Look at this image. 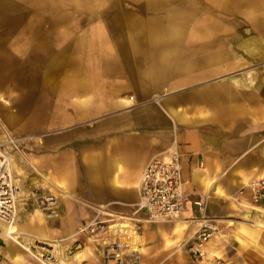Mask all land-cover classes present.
<instances>
[{"label": "crops", "instance_id": "obj_1", "mask_svg": "<svg viewBox=\"0 0 264 264\" xmlns=\"http://www.w3.org/2000/svg\"><path fill=\"white\" fill-rule=\"evenodd\" d=\"M53 1L0 0V83L27 84L35 123L29 153L15 158L23 197L14 230L58 239L70 264H88L83 249L69 256L62 241L80 239L100 208L132 214L145 165L177 153L185 206L156 228L161 244L184 250L201 222L196 198L207 196L206 217L218 221L264 176V0H91V17L77 11L71 23L67 10L37 6ZM38 194L55 196V215L43 213ZM152 223L132 225L131 237ZM4 240L11 264H34ZM131 240L129 264H141L144 249ZM156 250V264L193 262L189 253L172 259L176 248Z\"/></svg>", "mask_w": 264, "mask_h": 264}, {"label": "built area", "instance_id": "obj_2", "mask_svg": "<svg viewBox=\"0 0 264 264\" xmlns=\"http://www.w3.org/2000/svg\"><path fill=\"white\" fill-rule=\"evenodd\" d=\"M17 144L18 140L8 133L4 140H0V222L5 224L15 221L16 205L23 197L20 187L6 169L9 154H14V148L18 149ZM248 187L250 189L248 202L251 205L258 204L264 197V176L251 180ZM139 188L140 199L132 214H115L100 208L79 231L99 247L102 264H129L125 239L130 236L132 225L138 227L139 223L171 220L182 213L186 193L179 155L172 153L167 157L151 159L140 174ZM37 196H40L43 213L47 216L55 215L54 206L57 202L55 196L51 194ZM206 199L207 196L204 195L193 201L201 222L184 244L185 250L195 257L203 256L204 245L217 230V226L206 217ZM123 221L128 225L123 227ZM4 242V236L0 233V264L4 257L1 250ZM38 244L42 245L36 248L38 256H32L41 264H65L62 256L54 250L53 243ZM76 246L80 244L77 243ZM72 250V246L69 249L65 248V253L71 254Z\"/></svg>", "mask_w": 264, "mask_h": 264}, {"label": "rangeland", "instance_id": "obj_3", "mask_svg": "<svg viewBox=\"0 0 264 264\" xmlns=\"http://www.w3.org/2000/svg\"><path fill=\"white\" fill-rule=\"evenodd\" d=\"M104 1L105 0H101V5H104ZM186 1L191 5H195V3L198 4V6H204L205 3H207V5H210V0ZM41 5H47L49 10L53 12V15L57 14L56 12H59L60 10H67V18L71 23V21L75 22L77 20V11L81 12V15L83 13L85 17H91L93 3L91 0H63V3H60L59 0H56L52 3H37L38 7ZM105 5L108 4L105 3ZM61 6L63 7V9H61ZM227 15V22H229V24H231L232 22H235L236 24L241 22L239 25V31H244L246 33L251 32L246 31V28H248V26L244 22L242 23V16H238V20L235 14ZM230 26L231 25H229V27ZM232 31H234V33L236 32L235 29ZM6 78L7 77H5L4 79ZM16 85H19L20 88ZM29 118L30 116L29 100L27 97V84H13L9 81L1 82L0 124L2 123L4 133H8L9 136L18 140V149L26 154L29 153L30 144H32L31 142L33 140L32 136L34 132L31 128L35 125V123H33V126L30 124ZM13 152L14 154H16L17 150L14 148ZM26 172L27 168L23 166L22 172L19 175H16V178H23ZM233 201L235 203L232 205L233 210L226 216L219 218L220 220H214L213 223L217 226V230L211 237V239H209L208 242H206V244L204 245L203 256H194L193 262L181 259L179 263L176 264H264V227L254 226L249 221H245L242 218L249 217V214L246 211L243 213L244 209H251V207L245 206L251 205L248 200L233 199ZM261 202L262 199L256 205L261 207V209H264V205H262ZM162 222L163 221L153 222L151 225H147L144 228V236L138 238V240H135L133 237H131L132 235H130L132 244L136 246L141 245V247H143L144 249V253L141 257V264H156L158 262V254L156 249L159 244L160 247L169 249L171 248V250H174L176 248V252L174 253V255H172V259L176 255H180V257H182L188 254L186 250H177L179 245L172 243V241L168 242L167 240H165V242H162V244L158 241L159 231L157 230L156 225ZM214 236H216V239H213ZM189 237H187L185 240H187ZM4 243H2V245H4ZM62 243L68 249L71 248V246L73 247V252L68 255H72L83 249V254L81 257H86L84 263L102 264L96 254V248H98V246H96L95 243L92 242L91 239H89L86 235L82 234V236H80V239H77L75 243L71 239L64 240L62 241ZM77 243L80 244V246H76ZM57 252L59 255L63 254L62 251ZM215 252L216 255H220V258H216L213 256ZM27 259L34 264H41L40 261L32 255H28ZM2 260H6L8 263H10L5 257H3Z\"/></svg>", "mask_w": 264, "mask_h": 264}, {"label": "bare ground", "instance_id": "obj_4", "mask_svg": "<svg viewBox=\"0 0 264 264\" xmlns=\"http://www.w3.org/2000/svg\"><path fill=\"white\" fill-rule=\"evenodd\" d=\"M5 137H6V133H4V131L1 132L0 133V140H4ZM21 152L22 151L20 149H17V153L16 154H9L8 165H7V168H6V169H8V172L11 174L13 180L16 182L17 186H19V187H20V185L17 183V181L15 179V176H14V168L17 167V166L19 168L21 167V164L18 165V162H17L18 160L16 161V159H15V158H18L16 156L17 155H20ZM21 156H22V154H21ZM23 158H25V157H23ZM20 190H21V195H22L23 191H22L21 187H20ZM245 206L246 207H249L248 205H245ZM250 206H252V205H250ZM17 212H18V202H17V205H16L15 221L12 222V223H9V224H5V223H1L0 222V233L3 236L11 239L16 244H18L19 246H21L24 249V251L27 252L29 255L38 256L37 255V249L36 248H39L40 246H42V245H39L38 242H43L45 244L46 243L47 244L48 243H50V244L53 243L54 250L56 252L58 250H61L60 241L58 239H45L44 240V239H40L37 236H34L33 234H31V235L24 234V233L23 234H20L17 230H14V224L16 222ZM246 212L249 214V217H242L245 221H249L254 226L264 227V209H261V208L257 207V205H254L253 207H251V209L246 210ZM198 221H199V219H198ZM12 238H14V239H12ZM184 244H185V242L182 244V247L185 250ZM57 254H58V252H57ZM59 256H62V255H59ZM62 258H63L65 264H70L69 261H68V259L66 257H63L62 256Z\"/></svg>", "mask_w": 264, "mask_h": 264}]
</instances>
